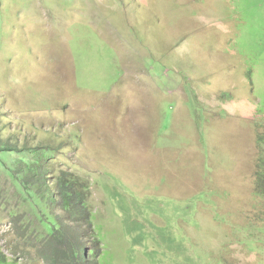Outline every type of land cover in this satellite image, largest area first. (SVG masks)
Here are the masks:
<instances>
[{
	"label": "rangeland",
	"instance_id": "374dc122",
	"mask_svg": "<svg viewBox=\"0 0 264 264\" xmlns=\"http://www.w3.org/2000/svg\"><path fill=\"white\" fill-rule=\"evenodd\" d=\"M263 132L264 0H0V134L89 187L104 264H264ZM17 196L0 264H46Z\"/></svg>",
	"mask_w": 264,
	"mask_h": 264
},
{
	"label": "trees",
	"instance_id": "16d2710c",
	"mask_svg": "<svg viewBox=\"0 0 264 264\" xmlns=\"http://www.w3.org/2000/svg\"><path fill=\"white\" fill-rule=\"evenodd\" d=\"M258 145L259 171L254 195L264 199V132L258 135ZM51 149L43 145H21L0 134V167L15 186L17 198L26 201L28 206L31 202L30 215L34 216L29 218L28 225L20 228L19 214L11 213V217L17 219L18 237L29 249L38 252L46 264H104L111 253L109 233L93 210L92 192L82 180L64 170L55 180L51 178ZM41 226L44 233L40 231ZM128 232L125 229V233ZM168 239L176 242L175 238ZM88 240L94 245L90 249ZM0 255L9 260L1 248Z\"/></svg>",
	"mask_w": 264,
	"mask_h": 264
}]
</instances>
